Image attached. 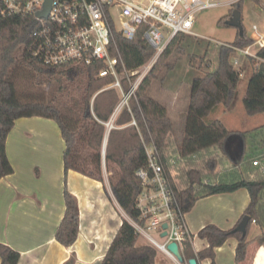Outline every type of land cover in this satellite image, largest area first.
Wrapping results in <instances>:
<instances>
[{
  "label": "trees",
  "instance_id": "16d2710c",
  "mask_svg": "<svg viewBox=\"0 0 264 264\" xmlns=\"http://www.w3.org/2000/svg\"><path fill=\"white\" fill-rule=\"evenodd\" d=\"M240 0V10L243 11ZM264 10V0H253ZM237 5V4H236ZM243 16V15H242ZM243 19V18H242ZM218 25L234 27L226 18H221ZM38 27L33 17L10 16L2 23L0 40V180L14 172V167L7 155L6 142L15 121L22 117L41 116L54 119L65 140V171L76 170L89 177L103 181V168L106 166L112 191L124 212L133 220H138L140 210L137 198L143 190V183L137 171L147 163L144 141H154L165 165L166 147L174 129V121L165 104L150 95L149 90L161 65L173 53L185 34L178 33L160 55L154 66L143 78L135 93L129 99V106L123 107L112 121L114 113L121 103L120 91L106 88L114 82V76L100 77L103 68L101 62L91 65L69 63L60 66H47L28 52L27 47ZM145 26H142L133 40L116 33L115 41L127 70L140 68L150 61L155 50L143 39ZM243 32L238 29L231 45L220 44L215 47V66H210L207 59V71L196 75L191 82L190 101L185 125V135L179 145V152L184 157L221 148L226 152L227 141L239 135L243 142L246 133L232 131L221 119L208 121L207 118L221 105L231 109L236 105L239 95L241 69L234 65V57L239 59L234 47H245L253 38L243 25ZM264 59V47L258 52ZM255 63V59L248 57ZM118 69L123 73V66ZM137 75L122 77L124 92L131 88ZM48 84L51 91L45 92ZM246 111L250 115L264 113V63L254 67L249 75L247 91L243 98ZM136 120L137 125L133 124ZM107 140L106 148L105 142ZM105 150V151H104ZM245 153L240 157L244 159ZM240 161V160H239ZM252 166V165H251ZM210 170H215L216 163H210ZM256 176L241 171L236 178L220 180L203 185L197 191V182L193 178L185 188H179L171 181L185 213L190 212L200 196L234 192L246 188L251 202L244 215L250 216L246 233L236 227L224 230L217 225L208 224L199 233L207 240L208 247L195 253L190 242L185 243L187 259L198 261L210 258L215 264L216 248L224 245L232 237L238 238L236 262H244L251 242L264 244V169L252 166ZM170 175V174H169ZM66 210L56 231L57 240L71 246L79 233L80 210L77 197L67 186L64 191ZM243 215V216H244ZM243 218V217H242ZM253 222L263 228V232L249 241ZM139 234L127 218L114 237L101 264H157L158 249L151 244L138 243ZM20 252L0 242L1 264H18Z\"/></svg>",
  "mask_w": 264,
  "mask_h": 264
},
{
  "label": "crops",
  "instance_id": "0c3cea01",
  "mask_svg": "<svg viewBox=\"0 0 264 264\" xmlns=\"http://www.w3.org/2000/svg\"><path fill=\"white\" fill-rule=\"evenodd\" d=\"M65 147L61 129L51 118H19L8 135L6 150L14 172L0 180V242L20 252L18 264H101L123 218L131 221L112 191L107 169L103 181L73 169L66 172ZM242 147L239 135L233 136L227 145L232 152L230 161L237 167L243 165L237 161ZM237 148L240 153L235 158L233 152ZM218 170L213 171L215 175ZM66 186L77 197L80 210L79 233L71 246L61 244L56 238L66 210ZM250 202L251 196L246 188L200 196L186 214L189 229L195 235L194 252L198 253L209 245L198 235L206 225L214 224L224 230L235 228ZM262 232L260 224L253 222L248 240H254ZM238 242V238L232 237L216 248L215 264H237ZM138 243L149 244L142 236H139ZM156 261L157 264H184L189 259L185 256L181 262L158 250ZM199 264H212V260L205 258ZM240 264H264V244L251 242L247 262Z\"/></svg>",
  "mask_w": 264,
  "mask_h": 264
},
{
  "label": "built area",
  "instance_id": "2783aa9c",
  "mask_svg": "<svg viewBox=\"0 0 264 264\" xmlns=\"http://www.w3.org/2000/svg\"><path fill=\"white\" fill-rule=\"evenodd\" d=\"M240 0H53L47 17L38 13L45 9L46 0H0V40L3 21L10 16L33 17L38 21L37 30L27 47L28 52L47 66H60L69 63L91 65L101 62L100 77L114 76L113 83L106 88H115L123 93L112 121L150 71L171 40L178 34L198 35L194 26L198 15L209 9L231 6ZM117 20L120 28L117 27ZM142 26H145L143 39L155 53L149 62L136 70H127L119 47L116 33L133 40ZM253 41L245 47H234L237 55L255 59V67L264 63L258 55L264 47V33L253 24ZM230 45L229 42L222 43ZM231 46V45H230ZM234 65L242 67L238 56ZM123 66V73L118 66ZM139 75L128 92L122 87V77ZM133 124L137 125L136 120ZM147 163L137 174L142 180L143 190L137 198L140 210L138 220L131 219L139 236L163 251L172 259L177 255L168 245L176 242L185 259V243H194L195 235L189 229L186 214L177 197L169 172L154 141H144ZM252 165L264 169V155L252 160ZM167 224L165 228L164 225ZM153 231L158 232L163 241ZM166 232V235L162 236ZM184 264H189L185 261Z\"/></svg>",
  "mask_w": 264,
  "mask_h": 264
},
{
  "label": "rangeland",
  "instance_id": "374dc122",
  "mask_svg": "<svg viewBox=\"0 0 264 264\" xmlns=\"http://www.w3.org/2000/svg\"><path fill=\"white\" fill-rule=\"evenodd\" d=\"M236 4L238 5L239 2L231 6H222L201 12L194 26V31L198 35L185 34L173 53L161 65L149 90L151 96L167 106L169 115L174 121V129L166 147V159L168 160L166 169L179 188L187 187L194 178L197 182L198 193L206 182H214H210L209 179L218 181L234 179L240 171H245L255 177L256 171L251 169L252 160L264 155V113L250 115L243 103L247 91V80L255 67V63L245 57L240 58L243 75L239 83L236 105L231 109H226L221 105L207 118L208 121L221 119L227 128L246 133V140L242 142L244 159H237L243 165L237 167V164H232L233 162L230 161L232 152L228 149L225 152L221 148L215 147L212 150L196 154L194 157H184L179 152V145L185 135L192 79L208 70L207 59H212L208 67L215 66L214 50L216 45L234 41L238 28L218 25V21L221 18L231 19L233 11L237 7ZM242 15V23L249 35L254 32L253 24H257L264 33V10L260 5L253 0H244ZM117 27L120 28L119 20H117ZM43 89L45 92L51 91L48 84L43 86ZM120 96L123 100L122 92H120ZM233 153L236 158V155L240 153L239 148ZM208 155L210 157L205 159L204 157ZM203 158L205 160L200 161ZM211 161L215 162L216 168L219 169L216 175L213 170H210ZM103 174H106V166L103 168ZM153 234L163 241L158 232L153 231ZM246 262L247 258L244 263Z\"/></svg>",
  "mask_w": 264,
  "mask_h": 264
},
{
  "label": "water",
  "instance_id": "95a60500",
  "mask_svg": "<svg viewBox=\"0 0 264 264\" xmlns=\"http://www.w3.org/2000/svg\"><path fill=\"white\" fill-rule=\"evenodd\" d=\"M52 1L53 0H46L45 9L38 13L39 17L43 18V17H47L49 15V12L51 10ZM228 23L234 27H237L241 32H243L244 29H243V23H242V11L240 10V4H238L237 7L234 9L232 17H231V19L228 20ZM229 140L227 141V145H228ZM242 142H243V140H242ZM106 144H107V140L105 142V148H106ZM243 150H244V147H242V151H241L240 156L243 155ZM249 221H250V216L244 215L243 218L241 219V221L239 222V224L237 225L236 229L246 233L247 225H248ZM164 227L166 228L167 224H165ZM164 235H166V232H164L162 236H164ZM168 247L171 251H173L177 255L178 259L181 262L184 260L183 256L181 255V253L179 251V246L176 242L170 243L168 245ZM189 264H199V261L195 258L190 259Z\"/></svg>",
  "mask_w": 264,
  "mask_h": 264
}]
</instances>
